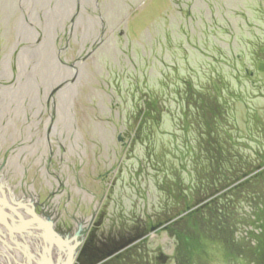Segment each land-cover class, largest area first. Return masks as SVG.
I'll return each mask as SVG.
<instances>
[{"label": "rangeland", "instance_id": "1", "mask_svg": "<svg viewBox=\"0 0 264 264\" xmlns=\"http://www.w3.org/2000/svg\"><path fill=\"white\" fill-rule=\"evenodd\" d=\"M0 216V264H264V0H0Z\"/></svg>", "mask_w": 264, "mask_h": 264}, {"label": "flooded vegetation", "instance_id": "2", "mask_svg": "<svg viewBox=\"0 0 264 264\" xmlns=\"http://www.w3.org/2000/svg\"><path fill=\"white\" fill-rule=\"evenodd\" d=\"M31 221H34V222H36V224L39 226L38 228L37 227H35V229H37L36 231H40V233H42V235L43 234H45V236H49V234H50V232H51V230L50 229H47V230H42V225H44V224H46V221L44 220V218L43 217H41V218H38V219H34V218H29L28 220H26V219H20V220H17V224L16 223H13V227L15 228V227H17V226H22V225H24V224H28V227L29 226H31V224L29 225V223L31 222ZM27 222H29V223H27ZM2 223H7L8 224V220L5 218V217H2V216H0V224L2 225ZM32 226H35V225H32ZM42 226V227H41ZM17 228H19V227H17ZM45 228V227H44ZM30 230V229H29ZM32 230H34V228L32 227ZM11 231V230H10ZM26 231V230H25ZM47 232V233H46ZM40 236V237H42L43 238V236ZM54 235H56L55 233H54ZM14 235H12V238L13 239H15V236L13 237ZM30 236H31V232L29 233V234H27L26 236L24 235V242H27V239H28V241H29V243L27 242V244L29 245L31 242H30V240L33 242V243H35V244H37V242H38V245H37V248L38 249H36L35 247H34V252H38L39 253V251L41 252L39 255H38V259L40 260V259H42V257L45 255V256H47V257H51L50 255H48L45 251L46 250H44V248L42 249V247L40 248V245H39V238H37V239H33V236H31V238H30ZM60 236H63V234L61 233L60 234ZM20 239V238H19ZM44 239L46 240V238L44 237ZM21 244H24V243H21ZM70 245V246H69ZM69 245L67 246H65V248H64V251L65 252H67L66 253V256H65V258H64V260L62 261V264H78V260H79V254H80V252H79V249L77 248V242H71V243H69ZM41 246H42V244H41ZM53 247V253H54V257L52 258V259H50L51 261H55V263L54 264H58V262L60 261H58L57 259H58V257H57V255H56V253H58V256H60V255H63L62 253H60V250L56 247V245L55 246H49V248H52ZM70 247V248H69ZM73 248V249H72ZM74 249H75V251H74ZM29 251V250H28ZM27 251V252H28ZM62 252H63V250H62ZM38 253H36V254H38ZM28 254V253H27ZM28 255H31V254H28ZM57 257V258H56ZM61 257V256H60ZM63 257V256H62ZM34 258H35V256H34ZM57 260V261H56ZM51 261H49V262H51Z\"/></svg>", "mask_w": 264, "mask_h": 264}, {"label": "bare ground", "instance_id": "3", "mask_svg": "<svg viewBox=\"0 0 264 264\" xmlns=\"http://www.w3.org/2000/svg\"><path fill=\"white\" fill-rule=\"evenodd\" d=\"M43 226V225H42ZM33 227V226H32ZM44 228V227H43ZM43 237H47V236H45V234H43ZM47 245V244H46ZM52 246V245H51ZM45 249H46V247H45ZM52 249H53V247H52ZM53 251V250H52ZM62 253H64L63 254V256H66L65 254L67 253V252H65L64 250H63V252ZM31 254V253H30ZM46 255V254H45ZM29 258V257H28ZM57 258V257H56ZM30 260H32L31 258H29ZM60 262V261H59ZM61 263V262H60ZM29 264H31L30 263V261H29Z\"/></svg>", "mask_w": 264, "mask_h": 264}, {"label": "water", "instance_id": "4", "mask_svg": "<svg viewBox=\"0 0 264 264\" xmlns=\"http://www.w3.org/2000/svg\"><path fill=\"white\" fill-rule=\"evenodd\" d=\"M61 242V241H60Z\"/></svg>", "mask_w": 264, "mask_h": 264}]
</instances>
